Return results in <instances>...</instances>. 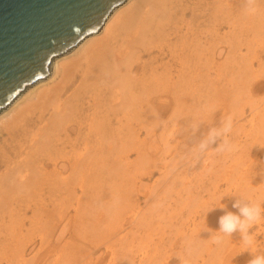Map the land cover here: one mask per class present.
<instances>
[{
    "label": "bare ground",
    "instance_id": "bare-ground-1",
    "mask_svg": "<svg viewBox=\"0 0 264 264\" xmlns=\"http://www.w3.org/2000/svg\"><path fill=\"white\" fill-rule=\"evenodd\" d=\"M263 26L264 0H126L112 12V14L98 33L90 35L89 37L82 40L77 46L69 50L67 53L53 60L49 76L26 88L24 92L21 93L13 102H11V104L7 108L0 112V140L5 137L0 144V264H72L70 259H74L75 261H77V256L74 258L72 256L73 253L66 255L60 254V250L61 253L64 251V247H60L61 244L58 245L60 240L63 237L65 238L64 240L68 239V237L70 238V240H74L75 238H82L83 240L84 237L90 239V235H95L94 238H96L100 233H102V230L103 235H101L103 236V239L105 238L106 240L104 241V244L108 245V250L109 252H112V257L116 258V256H121V258L119 257V259L117 260V263L119 264L120 260V264H135L134 256L132 257V253H134V246H132V243L128 239L130 234L127 237L117 238L118 243L116 242V240H114L116 236L122 235V230L124 229L125 221L127 220L126 216L132 219V224L136 222V227H146L144 232H146L145 236L148 238L147 242L149 243L143 246V248L139 247L137 249V252L139 251L143 254V264H188L183 260L182 254L184 253L192 258V260L201 258L204 263L207 262L204 259L205 255L209 256L210 254H212L210 255L211 258L208 259L213 263V256L217 254V251L218 254L222 253V255H226V249L231 250V259H229V264L241 263L242 260L239 263L236 262L237 258L239 260V255L237 256L238 248L237 246H234L235 241H230L231 237L226 236V241L228 240L229 244L228 246H226L227 244L225 243V240L224 243L226 245L223 243V235H220L222 237V242L220 244L213 243V237H211V235H215L216 230H214V228L218 223V218H220V216H222L223 214L216 216L215 220L217 223L214 224V228L212 227L213 224L211 225L209 223L210 227L207 226L204 230L201 231V233L196 230L193 231V233L195 234L193 236L188 235V237H186L184 234H182L183 231H185L184 229L183 231H181V228L177 230L179 232L177 236L175 235L176 237H178L177 239L186 241V243L184 246H182V248H180L179 251H177V253H175L174 250L176 248L174 247L177 246L179 240L176 241L177 243H172V240H168V243H171L169 244L170 246L168 248L166 247L165 243L167 226L165 225L166 222L164 223L163 221L167 220V212L170 209L167 207L163 208L164 205L156 206V200L155 204H153V206H148L147 209H142L140 205L135 206L131 198L134 195L130 196V191L132 189V192H135L137 194L138 192H140L139 185L137 183L138 180L136 183L134 182L132 184L131 182L133 180L131 179V186H129L127 189L129 195L125 193L126 198L122 199V202L115 201V203H117L116 205L115 203H111L104 208V211L107 214L106 223H110V220L114 218V225L111 224L110 226H105L103 222L102 228V226L100 225L102 220L99 216L96 215V213L99 211L96 210L98 204H96L95 207L90 205L91 201H89V197L91 196H89V194L92 189L97 188L94 187L91 180H104L103 163H106L108 161H105L106 158L128 160L134 154H138L137 162H133V164H130L129 166H133L134 168L135 164H137L138 167L139 165H143L144 169H141V171L143 172L140 173V175L143 177L152 175V172L150 171L151 165L155 166L161 164V166L166 167V165H168L167 156H169L170 154L173 155V151L172 153H169L172 150L170 146L174 145L173 148L175 150L177 148V146H175L177 143L175 144L174 142L170 141V137L167 138L165 137V133H162L160 135V141L163 147L158 149V157L153 159L150 155V152L151 150L154 151L156 149V147L154 146L155 142L153 140L155 131L161 127L166 128L169 124L168 120L171 115L177 117L178 114H180V117H182L183 113L187 112H183L186 106L187 98H192L197 101V97L200 98L201 96H203L202 94L204 92V89L202 90V87L205 86L203 82H207L209 84H211L210 82L216 83V81L223 77V74L228 75L229 71L231 69L233 70L234 65H236H232L233 63L236 62L238 64L240 63V61L242 63L245 56L241 58L242 55L238 53L241 57L239 59L235 58V51L240 50L241 53V49L243 47H249V44H251L250 41H252L250 40V38H255L256 34L262 31ZM253 33H256L255 36H253ZM251 34H253L252 37H250ZM258 35L260 36L261 34ZM261 36L260 38L258 36L257 37L261 39ZM258 38L256 40H258ZM253 43H256V41L253 40ZM253 46L255 47V45ZM251 48H249V50ZM257 51L259 50L257 49ZM251 54H253V52ZM248 63H250V60L249 62H247V64ZM263 64L264 63H262V65ZM262 65L261 67L263 68ZM248 67H250V64ZM249 70L250 69H248L247 73L242 72V76L240 75L241 82H237V80L239 81L240 78H238L236 82L233 79L232 80L234 82H232V80H229L232 84L234 83L233 86L235 87V89L233 90H238L236 92L242 93L243 91L241 88L247 90L246 93L243 94L237 93V95L239 96L246 97L245 94H252V92L255 90L257 91L255 93L259 94L264 91V81L261 82V79H264V74H256L259 75L258 77L260 79L257 80L258 84L252 88V86L255 84L254 81H252V78H255V76L251 75L252 71L250 70L251 72H249ZM259 70L261 69L259 68ZM230 74L231 73H229V75ZM231 75L233 76V74ZM249 76L254 77L251 78ZM222 79L224 80L225 78ZM209 84H207V86ZM209 88L212 89L211 87ZM226 88L224 87V89ZM231 88L233 87H230V90ZM217 92L218 94H220L219 91ZM227 92L228 90L226 91V93ZM232 92L233 91L231 90L230 93ZM213 95L216 96L215 93H213ZM233 95L234 94L232 93V95H230L231 98H229L232 101H234V97H236V94L234 96ZM209 96L211 97V95ZM215 100H217V98H215ZM191 103H189L190 106ZM212 105L210 106L212 107ZM251 105L255 106L253 103ZM234 106L235 104L233 105V107ZM211 107L206 108L207 111H201L202 114L203 112L204 114H201V117L199 114V118H201V120H204L205 123H207V121L209 120V123H211L213 127V125L219 121L218 117H221V111L211 110ZM216 107H218L219 109L218 104L216 105ZM256 107L259 108L258 106ZM233 109H235V107ZM233 109L232 111L230 110L232 114L235 113V110L233 111ZM242 110L240 109L239 112H241ZM236 113H238V111H236ZM209 114L211 116H209ZM191 115L193 116L194 114ZM242 115L244 116L243 113ZM187 117L190 118L189 116ZM261 118L262 117H260V119ZM182 120H180V122ZM194 120L191 121L196 123V121ZM188 122L190 123V121ZM182 123L183 122L179 124ZM175 124L177 125L178 123ZM190 124L189 127H187L188 131L190 130V127H192L190 126ZM185 125H188V123ZM175 126L173 124V127ZM175 128L177 130V126ZM191 129H193V127ZM199 129H201V127ZM238 130L240 131L242 129H239V126H237L234 131L237 132ZM184 131L187 130L185 129ZM194 131L196 130L194 129ZM194 131L193 136H195ZM179 135L181 136L180 133ZM207 135L208 132L206 136ZM175 136H178V133ZM187 137L190 138L189 135ZM230 137L231 136H229V138ZM171 138H173V136ZM196 138L198 139V137ZM195 139L193 140L196 141ZM177 141L179 142V139ZM190 143L192 145L196 144H193L192 142ZM180 146L182 147V145ZM169 148L170 151L167 150ZM190 148L192 147H189L187 149ZM193 153L194 155H196L195 158H199L202 155H199V152L196 154L195 152ZM191 154L189 155L191 156ZM180 155L181 154H179V156ZM183 156H180L182 157L180 158V161L181 159H183L182 161H184ZM210 156L211 153L209 152V150H206L203 157H201L200 159L201 161L205 160V163L202 164L205 169L207 167V162L209 161ZM104 157L105 159H103ZM255 157L257 156H254V158ZM256 159H258V157ZM112 161L113 163H115L114 159ZM253 161L254 159L252 160V162ZM228 163L226 165H228ZM259 163L262 162L260 161L258 162V164ZM179 166L182 167V165ZM192 166L194 167V164H192ZM229 166H231L230 163ZM252 166H250L251 170L253 168ZM118 167H120V165ZM167 167V172L163 177V180L166 182L168 181L167 179L174 166L172 165V169L168 168L170 171L167 169ZM211 167L213 168L214 165L212 166L211 164ZM105 168L106 167H104V169ZM122 168L125 169L124 166ZM219 168L222 167L220 166ZM130 169L134 170L135 168ZM232 169L233 168H230V170ZM129 170L128 172H130ZM135 171L136 169L134 170V172ZM199 171L201 170L199 169ZM227 171L228 170H226V172ZM226 172H221V179L226 174ZM233 172L232 174H234ZM218 174L219 173H217L216 175ZM232 174H230V177ZM114 175H116L115 172ZM121 175H124V177L127 176L126 174ZM245 175L247 174H239L241 178ZM263 175L264 174H262V179L264 178ZM225 176L223 179L226 178ZM137 177V174H135L134 178ZM187 177L188 176H186V179ZM220 177L218 176L219 179ZM229 178L225 179V181L230 185V188L232 189V186H235L234 184L238 183V179L237 177H235L237 181H233V176L232 180L231 178ZM96 181L95 182L98 183L99 180ZM120 181L123 182L124 180ZM245 181L247 182V179ZM251 181L253 182V180ZM259 181L261 183V180H258L257 183ZM118 182L119 180L116 179L115 183ZM232 182H234V184H232ZM125 183L126 182H124V184ZM157 183L159 184L160 182L158 181ZM220 183L223 184L222 182ZM101 184L103 185L104 183ZM109 184L110 182L108 183V185ZM221 184H219V186ZM249 184L251 183H248V186ZM112 185L113 184H111V186ZM126 185L129 184L126 183ZM251 185L254 184L252 183ZM240 186L242 187L243 184ZM240 186L239 188H241ZM185 187L187 190V186ZM185 187L183 189H185ZM104 188L106 192V186ZM255 188L256 187L254 186L253 189ZM189 189H192L191 186ZM248 189L250 190V188ZM152 191H150V194L147 195V203L149 204L150 202H153L152 197L154 192ZM229 191L230 190H228V192ZM182 192H184V190ZM216 192H214V194H216ZM102 193H104V191ZM193 194L194 193H192V195ZM173 195L171 197H173ZM107 196H109V194ZM177 197L180 196L177 195ZM92 198L93 197H91V199ZM129 200L132 201L131 204ZM124 201L128 202L126 204L130 205L122 206ZM199 201L200 204L202 201ZM222 202L224 203V201ZM102 203L104 204L105 202ZM192 203H194V201ZM186 204L189 205V203ZM230 204L231 206L229 204L227 205H229V208H231L233 211L234 209L232 208V203ZM39 206H45V208L47 206H53V211L58 212V218L54 217L51 219L52 221H46L47 223H49V225L47 226L48 228L45 230V232L43 229V222L45 220V217L43 218L41 216L43 214V211H40L42 210V208L40 209ZM58 206L61 207L59 208ZM101 207V209L103 210V206ZM154 207L159 213V224L156 228H152L150 223L151 216L156 211L155 210L152 213V210L155 209ZM189 207L191 208V206ZM212 209L213 208H211L210 210L212 211ZM200 210L201 209H199V211ZM123 212H127L125 217H123L122 215ZM206 212L208 213V210H206ZM29 213H32L31 217L28 216ZM102 216H104V214ZM41 217L44 219L43 221L40 219ZM208 217H210V215ZM210 219L212 220V218ZM86 220L89 223H87ZM28 221L29 227H27ZM92 221L95 222L93 223ZM200 222L202 223L204 222V220ZM47 223L45 225H47ZM171 223L172 220L170 224ZM200 229H202V227ZM48 231H50L49 233H51L50 239L48 238V235H50L48 234ZM191 231L192 230H190V232ZM85 232L87 233L85 234ZM135 237H137L138 239L139 235ZM150 237L156 238L152 241ZM38 238L41 239L39 247H36L35 254L31 259H26L28 251H30L32 245L36 244ZM73 240L65 243L64 246L69 248ZM132 241H134V239ZM73 244L74 247H76L75 243ZM116 245L117 248H114ZM221 246L223 250H217ZM74 247H72L71 245V248L73 250H75ZM202 247H204V250H202L201 252L200 250ZM242 248L243 247H241V249ZM79 249L80 248H78V250ZM172 250L175 255L178 256L177 258L179 259V261L169 258L173 255L169 254L168 256H166L168 254V251ZM199 251L201 253H199ZM56 252H58V256L54 258L53 261L50 260L49 257L51 255H54V253ZM64 252L66 253V251ZM80 253L82 254V250ZM68 255H70V259L67 257ZM86 259L84 261L88 260ZM248 259H250V257H248ZM218 260L219 258H217V262H219ZM197 261L199 262V260ZM82 263L83 261L81 262V264Z\"/></svg>",
    "mask_w": 264,
    "mask_h": 264
},
{
    "label": "rangeland",
    "instance_id": "rangeland-1",
    "mask_svg": "<svg viewBox=\"0 0 264 264\" xmlns=\"http://www.w3.org/2000/svg\"><path fill=\"white\" fill-rule=\"evenodd\" d=\"M141 1V0H140ZM264 26H263V28H262V31H260V32H258L257 34H256V36H255V34L253 35V34H251V36L250 37H252V35L253 36H255V38L254 37H252V38H254V39H252V38H250V40H252V41H250V43L251 44H249V47H243L241 50V53H240V50L238 51V50H236L235 51V58H240L241 56H239V54L240 55H242V57L241 58H243V56H245L244 57V60H243V62L241 63V61H240V63H233L232 65H234V64H236V65H234V67H233V70H235V71H233L232 69L229 71V73H231V74H233V76L231 75V77H230V75H229V73H228V79H227V76L226 75H224L223 74V77L222 78H225L224 80L221 78V79H219L218 81H216V83L218 84H216L215 82L213 83V82H210L211 84H209V83H207V82H203L204 83V85L205 86H203L202 87V90L204 91L203 92V96H201L200 98L199 97H197V101L195 100V99H192V98H187V100H186V106H185V109H184V111L183 112H185V111H187V112H185L186 113V115H185V113H183V115H182V117H180L181 115L180 114H178V116L180 117H175V116H173V115H171L170 117H172V118H170L169 117V120H168V125H167V129L165 128V127H161V128H159L158 130H156L155 131V136H154V142H155V144H154V146L156 147V149L154 150V151H152L151 150V152H150V155H151V157L154 159V158H157L158 157V154H157V152H158V149H160V148H162L163 146L161 145L162 143H161V141H160V135L162 134V133H165V137H167V138H169L170 139V141H172V142H174L176 145L175 146H177V148L174 150V148H173V146L174 145H171L170 146V148L172 149L171 151H170V148L169 149H167L168 151H170L169 153H172V151H173V155H176V154H178V155H176V156H173L172 154H170L169 156H167V161H168V165H166V167H167V169L169 168H173L172 167V165L174 166V168L171 170V172H170V174H169V177H168V181L166 182V181H164L163 180V177L165 176V173L167 172L166 171V167H164V166H161V164L160 165H155V166H152L151 165V168H150V171L152 172V175H150V176H146V177H143V176H141L140 175V173L141 172H143V171H141V169L143 168L144 169V166L143 165H139V167L137 166V164H135L134 165V168L136 169V171L134 172V168H133V166H129L130 164H133V162L135 163V162H137V158H138V154H134L131 158H129L128 160H121V159H116V158H106V160L105 161H107L105 164L103 163V172H104V180H102V179H94V181L93 180H91L93 183V185H94V187H97L96 189L94 188V189H92V191L90 192V194H89V196H91V197H93L92 199H91V197H89L90 198V200H89V198H88V200L89 201H91L90 202V205L91 206H96V204H98L97 205V207H96V210H99L97 213H96V215L97 216H99L100 217V219L102 220V222H101V224L100 223H98V224H100L101 226H102V228H103V222H104V225L105 226H110L111 224H113L114 225V218L112 219V220H110V223H106L107 222V214L105 213V211H104V208L105 207H107L108 205H110L111 203L113 204V203H115V201H118V202H122L121 200L122 199H125L126 198V195H125V193H127L128 195H129V193L127 192V189H128V187L129 186H131V183L133 184L134 182L136 183L137 182V180H138V185H139V191L140 192H138V194L137 193H135V192H132V189H131V191H130V196H132V195H134V196H132L131 198H132V200H133V203H134V205L135 206H141V208L142 209H147L148 208V206H153V204H155V200L157 201V204H156V206H158V205H160V206H163V208H169L168 210V212H167V220L166 221H163L164 223H165V225L167 226V228H166V235H165V237H166V241H165V243H166V247L168 248L170 245L169 244H171V243H168L169 241L168 240H172V243H177L176 241L177 240H179V239H177L178 237H176L178 234H179V232L177 231V230H179L180 228H181V231H183V229L185 230V231H183V233L182 234H184L186 237H188V235L190 236H193V235H195L194 233H193V231H199V233H201V231L202 230H204L207 226L208 227H210L209 226V223L212 225V227L214 228L215 226H214V224H216L217 222H216V220H215V218H216V216L217 215H222V214H224V210L223 209H221V208H219L220 206L222 207V206H226V208L229 210V209H231V208H229L230 206H231V204L230 203H233L234 202V200L236 199V198H240V197H245V198H251L254 202H259V203H261V205H262V207H264V184H263V180H264V178L262 179V174H264V91L262 92V93H255V92H257L256 90L255 91H253L252 92V94L250 93V94H245V96L246 97H244V96H239V95H237V93L238 94H243V93H246V91L247 90H244V88H241L242 89V93H240V92H236V91H238V90H233V89H235V87L233 86V84L231 83V81H229V80H234L235 82H236V80L238 79V78H240L239 79V81L237 80V82H241V77H240V75L242 76V74L244 73V72H248V69H250L251 71H252V73H251V75H254L255 76V78H252V77H254V76H249V77H251L252 78V81H254V85L252 86V88L253 87H255V85H257L258 84V79H260L258 76L259 75H256L257 73H263L264 74V64L262 65V63H264ZM261 32H263V33H261ZM258 34H261L260 36H261V39H259L260 38V36L258 35ZM259 38H258V37ZM258 38V40H256ZM253 40H255L256 41V43H253ZM260 40H261V43H260ZM262 41H263V45H262ZM253 45H255V47L253 46ZM262 45V46H261ZM251 47H253L254 49H256V50H254L253 48H251ZM262 47H263V49H262ZM249 48H251L250 50H249ZM257 49L259 50V51H257ZM253 50V51H252ZM261 50V51H260ZM248 51V52H247ZM252 53L253 52V54H251L250 52ZM242 52H243V54H242ZM238 55H237V54ZM248 53V54H247ZM250 53V54H249ZM258 53H259V55H258ZM247 55V57H246V55ZM259 57H258V56ZM237 56V57H236ZM239 56V57H238ZM251 58H250V57ZM253 56V57H252ZM262 56V57H261ZM249 57V58H248ZM257 57V58H256ZM245 58H246V60H245ZM259 58V59H258ZM262 58V59H261ZM248 59V60H247ZM261 59V60H260ZM249 60H250V63H248L247 64V62H249ZM253 60H255V61H253ZM246 61V62H245ZM261 61H263V62H261ZM253 62V63H252ZM261 63V64H260ZM245 64V65H244ZM247 64V65H246ZM249 64H250V67H248L249 66ZM258 64H259V67H258ZM241 65H244V66H241ZM261 65L263 66V68L261 67ZM245 67V68H244ZM248 69H247V68ZM252 67V68H251ZM234 68H236V69H234ZM257 68V69H256ZM259 68L261 69V70H259ZM241 69V70H240ZM245 70V71H244ZM247 70V71H246ZM249 70V72H251ZM241 71V72H240ZM243 72V73H242ZM241 73V74H240ZM249 75H250V73H249ZM262 75V74H261ZM225 76V77H224ZM230 77V78H229ZM233 77V78H232ZM256 77H257V79H256ZM51 79V78H50ZM254 79V80H253ZM232 80V82H234ZM262 80V81H261ZM260 81L261 82H263L264 81V79H261ZM209 82V81H208ZM225 82V83H224ZM226 82H228V83H226ZM257 82V83H256ZM264 83V82H263ZM262 83V84H263ZM207 84H209L208 86H207ZM214 84V85H213ZM231 84V85H230ZM215 86V87H213V86ZM222 85V86H221ZM226 85V86H225ZM229 85V86H228ZM220 86H221V88H220ZM229 88H228V87ZM206 87V88H205ZM208 87V88H207ZM209 87H211L212 89H210ZM224 87L228 90V92L226 93V89H224ZM230 87H233V88H231V90L233 91L232 93L237 97H234L235 98V102L234 101H232L231 99H229V98H231V96L230 95H232V93H230L231 92V90H230ZM206 89V90H205ZM220 89V90H219ZM226 90V91H225ZM240 90V89H239ZM210 93H209V92ZM214 91V92H213ZM217 91H219L220 92V94H218V92ZM221 91H223V92H221ZM235 91V92H234ZM245 91V92H244ZM225 92V93H224ZM205 93H208V94H205ZM213 93H215L216 94V96L215 95H213ZM230 94V95H229ZM263 96H262V95ZM209 95H211V97L209 96ZM213 95V96H212ZM233 95V96H234ZM259 95V96H258ZM249 96V97H248ZM217 98V100H215V98ZM252 97H254V98H252ZM212 98V99H211ZM200 101H199V100ZM214 99V100H213ZM193 101H195V102H193ZM201 102V103H199V102ZM195 103V104H192V103ZM187 103H188V105H187ZM189 103H191V106L189 105ZM206 103V104H205ZM214 103V104H213ZM232 103V104H231ZM235 104V109H233L234 107H233V105ZM254 104L255 106H252L251 104ZM196 104H197V106H196ZM203 104V105H202ZM214 106H213V105ZM219 105V109H218V107H216V105ZM232 105V107H231V105ZM210 105H212V107L210 106ZM189 106V107H188ZM200 106H201V108H200ZM243 106H244V108H243ZM256 106H258L259 108H257ZM197 107V108H196ZM199 107V108H198ZM209 107H211L212 109L211 110H214V111H221L220 113H221V117H218L219 118V121L216 123V124H214L213 125V127H212V125H211V123H209V120L207 121V123H205L204 122V120H201V118H199V114H200V117L204 114V112H203V114H202V112L201 111H207L206 110V108H209ZM241 107V108H240ZM187 108V109H186ZM217 108V109H216ZM231 108V109H230ZM195 109H197V110H195ZM200 109V110H199ZM216 109V110H215ZM232 109H233V111L235 112V113H231V111H232ZM239 109V110H238ZM240 109L242 110V109H244V110H242L241 112H239L240 111ZM189 110V111H188ZM192 110H194V111H192ZM199 110V111H198ZM231 110V111H230ZM198 111V112H197ZM213 111V112H214ZM236 111H238V113L242 116H240L238 113H236ZM192 112V113H191ZM195 112H197V113H195ZM200 112V113H199ZM231 114H230V113ZM190 113V114H189ZM219 113V114H220ZM242 113L244 114V116L242 115ZM189 114V115H188ZM191 114H194L193 116L191 115ZM202 114V115H201ZM230 114V115H229ZM236 116H235V115ZM256 116H255V115ZM213 115H215V114H213ZM216 115H217V113H216ZM232 115V116H231ZM184 116V117H183ZM187 116H189L190 118H188ZM195 119H193L192 117ZM196 116H198V117H196ZM209 116H211L210 114H209ZM234 116V117H233ZM186 117V118H185ZM196 117V118H195ZM232 117V118H231ZM236 117V118H235ZM260 117H262L261 119H260ZM192 118V119H191ZM200 119V120H198V119ZM208 118V117H207ZM228 118H231V132L228 134V141H229V143H230V145H232L231 146V151H218L217 149H218V147H219V145H221L222 143H223V137H221V140H220V138L219 139H217L216 140V143H214V144H211L210 146H209V148L207 149V150H209V152L211 153V156H210V158H209V161L208 160H206V161H208L207 162V167H206V169H205V167L202 165V164H204L205 163V160H203V161H201L200 159H201V157H203V155H204V153L206 152V151H204V152H202L201 153V151H199V148H198V146H199V143H201L205 138H207L208 137V135L206 136V134H207V132H208V134H209V132H210V130L211 129H220V128H222L223 127V125H224V123L226 122V121H228L229 119ZM179 119V120H178ZM184 121H183V120ZM187 121H186V120ZM189 119H191L192 121L194 120V121H196V123H194V122H192L191 120H189ZM197 119V120H196ZM180 120H182L181 122H183L182 124H179V123H181L180 122ZM254 120V121H253ZM172 121V122H171ZM173 121H176V122H173ZM188 121H190V123L191 124H193V125H191ZM200 121H201V123H200ZM186 122V123H185ZM198 122V123H197ZM174 124V126L176 125L175 123H178L176 126H177V130H176V126L175 127H173V124ZM188 123V125H185V124H187ZM205 123V124H204ZM172 124V125H171ZM189 124H190V126H192L193 127V129H191L192 127H190V130L188 131V128L187 127H189ZM198 124H201V125H198ZM204 124V125H203ZM182 125V126H181ZM171 126V127H170ZM178 126H180V127H178ZM184 126V127H183ZM201 127V129H199L200 127ZM203 126V127H202ZM237 126H239V129H242V130H238L237 132H235L234 131V129H236V127ZM171 129H170V128ZM182 127V128H181ZM241 127V128H240ZM263 129H262V128ZM170 130H169V129ZM179 128V129H178ZM180 128H181V130H180ZM187 130V131H184L185 129ZM197 128V129H196ZM184 129V130H183ZM194 129L196 130V131H194ZM199 129V130H198ZM164 130V131H163ZM172 130V131H171ZM176 130V131H175ZM263 130V131H262ZM179 131H181V132H179ZM193 131L195 132V136H193ZM242 131V132H241ZM185 132H187V133H185ZM203 132V133H202ZM206 132V133H205ZM242 134H241V133ZM168 133V134H167ZM177 133H178V136H175V135H177ZM179 133L181 134V136L179 135ZM190 133V134H189ZM205 133V134H204ZM170 134V135H169ZM171 134H173V135H171ZM183 134H184V136H183ZM235 134V135H234ZM240 134V135H239ZM169 135V136H168ZM185 135H189L190 136V138H188L187 136H185ZM205 137H204V136ZM173 136V138H171ZM183 136V137H182ZM191 136H193V137H191ZM202 136V137H201ZM229 136H231L230 138H229ZM179 137V138H178ZM187 137V138H186ZM196 137H198V139L196 138ZM241 137V138H240ZM5 138V137H4ZM3 138V139H4ZM196 138V139H195ZM233 138V139H232ZM3 139H1L0 140V144H1V142L3 141ZM175 139V140H174ZM179 139V142L177 141V140ZM188 139H192L191 141L190 140H188ZM193 139H195L196 141H194ZM199 140V141H198ZM202 140V141H201ZM220 140V141H219ZM181 141V142H180ZM183 141V142H182ZM194 141V142H193ZM189 144H188V143ZM190 142H192L193 144L194 143H196V144H194V145H192ZM198 143V144H197ZM185 144V145H184ZM180 145H182V147L180 146ZM196 145V146H195ZM187 147V148H189V147H192V148H190V149H187V148H185V147ZM189 146V147H188ZM238 147V148H236V147ZM183 147H184V149H183ZM235 147V148H234ZM183 150H182V149ZM197 148H198V150H197ZM262 148V149H261ZM181 149V150H180ZM194 151H193V150ZM177 150H178V152H177ZM190 150H192L193 152H195V154L196 153H198L199 152V155L200 154H202L199 158H195L196 157V155H194V153L192 152V151H190ZM196 150V151H195ZM184 151V152H183ZM262 151V152H261ZM174 152H175V154H174ZM187 152H189V153H187ZM191 152H192V154H191ZM216 152V153H215ZM258 152V153H257ZM187 153V154H186ZM255 153H256V155H255ZM179 154H181L180 156H183V158H184V161H185V163H184V161H182L183 159H181V161H180V158H182V157H180L179 156ZM189 154H191V156L189 155ZM221 154V155H220ZM228 154V155H227ZM254 154V155H253ZM172 155V156H171ZM190 157H189V156ZM161 156V155H160ZM178 156V157H177ZM230 156V157H229ZM254 156H257L258 157V159H256L257 157H255L254 158ZM175 157V158H174ZM178 159H177V158ZM222 157V158H221ZM229 157V158H228ZM251 157H252V159H251ZM223 158H225V159H223ZM103 159H105V157L103 158ZM114 159V162L115 163H113V160ZM186 159V160H185ZM190 159H191V161H190ZM254 159V161L252 162V160ZM256 159V160H255ZM259 159H260V161L263 163H259L258 164V162H260L259 161ZM120 160V161H119ZM193 160H194V162H193ZM211 160V161H210ZM218 160V161H217ZM225 162H224V161ZM229 160V161H228ZM249 160H251V161H249ZM119 163H118V162ZM195 161H197V162H195ZM215 161V162H214ZM216 161H217V164H216ZM109 162H110V164H109ZM126 162H128V163H126ZM193 162V163H192ZM221 162V163H220ZM230 163V165L231 166H229V163ZM112 163H113V166H112ZM179 163H181V164H179ZM184 163V164H183ZM215 163V164H214ZM223 163V164H222ZM228 163V165H226ZM253 163V164H252ZM255 163V164H254ZM115 164V165H114ZM121 164H122V166H121ZM126 164V165H125ZM172 164V165H171ZM178 164V165H177ZM192 164H194V167L192 166ZM211 164H212V166L214 165V170H213V168L211 167ZM253 166H252V165ZM120 165V167H118ZM162 165H163V163H162ZM170 165H171V167H170ZM179 165H182V167L181 166H179ZM256 165V166H255ZM260 165V166H259ZM124 166V168L125 169H123L122 167ZM126 166V167H125ZM128 166H129V168H128ZM136 166V167H135ZM159 166V167H158ZM176 166H177V168H176ZM186 166H189V167H186ZM203 166V167H202ZM222 167V168H219V167ZM223 166H225V167H223ZM229 168H228V167ZM250 166H252L253 168H252V170H251V167ZM259 166V167H258ZM104 167H106L105 169H104ZM117 167H118V169H117ZM138 167V168H137ZM158 167V168H157ZM202 167V168H201ZM256 167V168H255ZM258 167V168H257ZM130 168H132V169H134V170H131ZM164 168V169H163ZM225 168H226V170H228L227 172H226V170H225ZM228 168V169H227ZM230 168H233L232 170H230ZM130 169V170H129ZM154 169V170H153ZM168 169V170H169ZM175 169H178V170H175ZM199 169L201 170V171H199ZM211 169V170H210ZM221 169V170H220ZM224 169V170H223ZM256 169V170H255ZM128 170L130 171V172H128ZM183 170V171H182ZM197 170V171H196ZM205 170V171H204ZM210 170V171H209ZM218 170V171H217ZM230 170V171H229ZM250 170H251V172H250ZM255 170V171H254ZM120 171V172H119ZM127 171V172H126ZM134 173H132V172ZM165 171V172H164ZM170 171V170H169ZM209 171V172H208ZM214 173H213V172ZM216 171V172H215ZM234 171V172H233ZM114 172H115V174L116 175H114ZM137 172V173H136ZM163 172H164V174H163ZM191 172H192V174H191ZM208 172V173H207ZM221 172H226V178L225 179H227V178H229L230 177V174H232V172L234 173V174H232L231 175V180H232V176H233V181H237V179H238V183H236L237 184V186H236V184H234V182H232V184H234L235 186H232L233 188L231 189L230 188V185L225 181V179H223L224 178V176L222 177V179H223V181H222V179H221V177H220V174H221ZM229 172H230V174H229ZM255 172V173H254ZM106 173V174H105ZM131 173V174H130ZM139 173V174H138ZM207 173V174H206ZM217 173H219L218 175H216ZM229 175H228V174ZM247 174V175H245V176H243L242 178H241V176H239V174L240 175H244V174ZM253 173V174H252ZM121 174H126L125 176L126 177H124V175L122 176ZM133 174V175H132ZM135 174H137V178H134V175ZM185 174V175H184ZM115 176V178L117 179V180H119V184L118 183H115L116 182V179L114 178V176ZM133 177H132V176ZM184 175V176H183ZM196 175V176H195ZM200 177H199V176ZM259 175H261V176H259ZM106 176V177H105ZM117 176V177H116ZM119 176H120V178H119ZM122 176V177H121ZM184 177V179H183V177ZM186 176H188L187 177V179H186ZM208 178H207V177ZM216 176V177H215ZM218 176L220 177V179L218 178ZM237 177V179H235V177ZM199 177V178H198ZM202 177V178H201ZM206 177V178H205ZM259 177V178H258ZM263 177H264V175H263ZM192 178H193V180H192ZM195 178V179H194ZM229 178V179H230ZM258 178V179H257ZM261 178V179H260ZM111 179H112V181H111ZM114 179V180H113ZM133 181H132V180ZM203 179V180H202ZM241 179V180H240ZM247 179V182L245 181ZM255 179H256V181H255ZM96 180H101L100 181V183H99V181H98V183H96L97 181ZM107 180V181H106ZM109 180V181H108ZM120 180H124L123 182L122 181H120ZM129 180V181H128ZM156 180H158L160 183H161V185H160V183L158 184L157 182L158 181H156ZM251 180H253V182L251 181ZM258 180H261V183H260V181L257 183V181ZM96 181V182H95ZM105 181V182H104ZM113 181H115V182H113ZM130 181H132L131 183H130ZM156 181V182H155ZM166 182V183H164V182ZM206 181V182H205ZM239 181H240V184H239ZM245 183H244V182ZM251 181V182H250ZM110 182V184L108 185V183ZM113 182V183H112ZM124 182H126L127 184H129V185H126V183L124 184ZM163 182V183H162ZM185 182H186V184H185ZM220 182H222L223 184H221ZM96 183V184H95ZM101 183H104L103 185L101 184ZM225 183V184H224ZM248 183H253L254 185H251V184H249V186H248ZM256 183V184H255ZM98 184V185H97ZM106 184V185H105ZM111 184H113L112 186H111ZM115 184H116V186H115ZM164 184V185H163ZM185 184V185H184ZM188 184V185H187ZM219 184H221L220 186H219ZM227 184V185H226ZM243 184V186L241 187L240 185H242ZM245 184H247V185H245ZM258 184V185H257ZM261 184V185H260ZM102 185V186H101ZM106 186V192H105V186ZM160 185V186H159ZM163 185V186H162ZM195 185V186H194ZM254 188V186L256 187L255 189H253L251 186ZM101 188H100V187ZM121 186H124V187H121ZM181 186V187H180ZM185 186H187V190H186V187ZM189 186V187H188ZM190 186H191V188L192 189H189L190 188ZM194 186V187H193ZM213 186V187H212ZM239 186L241 187V188H239ZM244 186H246V187H244ZM258 186V187H257ZM261 186H263V187H261ZM102 187H103V189H102ZM121 187V188H120ZM166 187V188H165ZM169 187H170V189H169ZM177 187V188H176ZM185 187V189H183ZM216 187V188H215ZM250 188V190L248 189V188ZM261 187V188H260ZM110 188V189H109ZM175 188V189H174ZM180 188H182V189H180ZM205 188H208V189H205ZM258 188V189H257ZM109 189V190H108ZM119 189H122V190H119ZM151 189V190H150ZM154 189H155V191H154ZM166 189V190H165ZM177 189V190H176ZM199 189V190H198ZM205 189V190H204ZM211 189V190H210ZM214 189H215V191H214ZM225 189V190H224ZM240 189V190H239ZM97 190V191H96ZM126 190V191H125ZM153 190V191H152ZM168 190V191H167ZM174 190H176V191H174ZM184 190V192H182ZM186 190V191H185ZM189 190H190V192H189ZM218 190V191H217ZM227 190V191H226ZM228 190H230L229 192H228ZM104 191V193H102ZM110 191V192H109ZM114 191V192H113ZM115 191H117V192H115ZM150 191H152V192H154V194H153V197H152V200H153V202H150V204L149 203H147V195L148 194H150L149 192ZM170 191V192H169ZM191 191H193V192H191ZM207 191H209V192H207ZM217 191V192H216ZM100 192V193H99ZM157 192V193H156ZM172 192V193H171ZM176 192V193H175ZM182 192V193H181ZM211 192V193H210ZM214 192H216V194H214ZM114 193H116V194H114ZM121 193V194H120ZM173 193H174V195H173ZM189 193V194H188ZM192 193H194L193 195H192ZM196 193V194H195ZM226 193V194H225ZM229 193V194H228ZM94 194H95V196H94ZM109 194V196H107ZM123 194V195H122ZM163 194V195H162ZM198 194V195H197ZM201 194V195H200ZM219 194V195H218ZM224 194V195H223ZM227 194H228V196H227ZM232 194V195H231ZM119 195V196H118ZM146 195V196H145ZM173 195V197H171ZM177 195L178 196H180V197H177ZM195 195H196V197H195ZM223 195V196H222ZM230 195V196H229ZM115 196H116V198H115ZM166 196V197H165ZM206 196V197H205ZM217 196V197H216ZM225 196V197H224ZM235 198H234V197ZM95 197H96V199H95ZM122 197H124V198H122ZM162 197V198H161ZM176 197V198H175ZM188 199H187V198ZM199 197V198H198ZM204 199V201H203V199ZM105 198V199H104ZM120 198V199H119ZM180 198V199H179ZM196 198V199H195ZM184 199V200H183ZM192 199V200H191ZM160 200V201H159ZM179 200V201H178ZM199 200H201L202 202L199 204ZM207 200H208V202H207ZM210 200V201H209ZM233 200V201H232ZM96 201V202H95ZM108 201V202H107ZM182 201V202H181ZM185 201V202H184ZM194 201V203H192ZM222 201H224V203L222 202ZM94 202V203H93ZM102 202H105L104 204L102 203ZM129 202H130V204H131V200H129ZM179 202V203H178ZM184 202V203H183ZM91 203H93V204H91ZM126 203H128V202H126V201H124V203H123V205L122 204H120V205H122V206H129L130 204H126ZM166 203V204H165ZM186 203H189V205L188 204H186ZM197 203V204H196ZM203 203V204H202ZM215 203V204H214ZM88 204V203H87ZM107 204V205H106ZM117 203H115V205H116ZM137 204V205H136ZM192 204V205H191ZM207 204H208V206H207ZM218 204V205H217ZM227 204H229V205H227ZM90 205H87V206H90ZM197 205V206H196ZM198 205H200V206H198ZM209 205H210V207L211 208H216V209H214V210H210L211 208L209 207ZM101 206H103V210L101 209L102 207ZM118 206V205H117ZM144 206H146V207H144ZM189 206H191V208L189 207ZM203 206V207H202ZM217 206V207H216ZM40 207V209L42 208V210H40V211H43V214L41 215L43 218L45 217V220L41 217L40 219L43 221L44 220V222H43V225H44V227H43V229H44V232H45V230L48 228L47 226L49 225V223H47L46 221H52L51 219L52 218H58V212H56V211H53V206H47L46 208H45V206H39ZM59 208L61 207V206H58ZM57 207V208H58ZM178 207H179V209H178ZM184 207H185V209H184ZM49 208V209H48ZM56 208V209H57ZM97 208H99V209H97ZM126 208V207H125ZM155 208V207H154ZM190 210H188V209ZM210 208V209H209ZM219 208V209H218ZM100 209H101V211H100ZM199 209H201L200 211H199ZM218 209V210H217ZM46 210V211H45ZM52 210V211H51ZM156 210V211H155ZM175 210H177V211H175ZM193 210V211H192ZM206 210H208V213L206 212ZM216 210V211H215ZM222 212H221V211ZM49 211H51V212H49ZM103 211V212H102ZM155 211V213L151 216V219H150V223H151V226H152V228H156L157 226H158V224H159V213H158V211H157V209L155 208V209H153L152 210V213ZM196 211V212H195ZM205 211V212H204ZM229 211H232V209L231 210H229ZM233 211H235V210H233ZM45 212V213H44ZM54 212V213H53ZM188 212V213H187ZM190 212V213H189ZM193 212H195V213H193ZM219 212V213H218ZM49 213V214H48ZM126 213L127 212H123L122 213V215H123V217H125L126 216ZM151 213V214H152ZM175 213V214H174ZM221 213V214H220ZM55 214V215H54ZM104 214V216H102ZM173 214V215H172ZM181 214H183V215H181ZM207 214V215H206ZM45 215V216H44ZM53 217H52V216ZM128 215V214H127ZM180 215V216H179ZM210 215V217H208ZM213 215V216H212ZM28 216H32V213H29L28 214ZM27 216V217H28ZM50 216V217H49ZM188 216V217H187ZM190 216V217H189ZM105 217V218H104ZM196 217H197V219H196ZM29 218V217H28ZM46 218H49V219H46ZM88 218V217H87ZM86 218V219H87ZM126 218H127V220L125 221V227H124V229L122 230V235L121 236H116L115 238H114V240H116V242L118 243V239L117 238H122V237H127L129 234H130V236H129V241L132 243V246H134L133 248H134V253H132V257L134 256V261H135V264H143V254L141 253V252H137V249L139 248V247H142L143 248V246H145V245H147L149 242H147L148 240V238L145 236V234H146V232H144V230L146 229V227L145 228H142L143 226H139V227H136V222H134L133 224H132V219H130L128 216H126ZM192 218V219H191ZM210 218H212V220L210 219ZM214 218V219H213ZM30 219V218H29ZM191 219V220H190ZM219 219V218H218ZM217 219V220H218ZM88 220V219H87ZM87 220H86V222H87ZM105 220V221H104ZM171 220H172V223L170 224V222H171ZM175 222H174V221ZM204 220V222H200V221H203ZM208 220V221H207ZM215 220V221H214ZM96 221H97V219H96ZM180 221V222H179ZM193 221H194V223H193ZM215 223H214V222ZM219 221V220H218ZM93 222V221H92ZM95 222V221H94ZM93 222V223H94ZM213 222V223H212ZM28 223V225H27V227H29V221L27 222ZM47 223V225H45ZM87 223H89V222H87ZM186 223H187V225H186ZM201 225H200V224ZM191 224V225H190ZM261 224V225H260ZM116 225V224H115ZM168 225H170V226H168ZM117 226V225H116ZM150 226V227H151ZM177 226V227H176ZM188 226V227H187ZM200 226V227H199ZM204 226V227H203ZM88 227H90V226H88ZM100 227V226H99ZM168 227H170V228H168ZM172 227V228H171ZM202 227V229H200ZM138 228V229H137ZM140 228V229H139ZM193 228V229H192ZM218 228H219V224L217 223L216 224V227L214 228V230H216L215 232V235H211V237H213V243H215L214 242V238L216 237V236H222L223 234L222 233H218L217 232V230H218ZM42 229V228H41ZM173 229V230H172ZM188 229H190V230H192L191 232H190V230H188ZM260 229V230H259ZM176 231H177V234H176ZM188 231H189V233H188ZM47 232V231H46ZM50 231H48V234H50V235H48V238L50 239V236H51V233H49ZM134 232H135V234H134ZM212 232V231H211ZM87 232H85V234H86ZM193 233V234H192ZM252 233H253V235H254V239H255V245H254V247L251 249V251L252 252H257V253H264V220L263 221H261V222H259V224L257 225H254L253 226V228H252ZM103 230H102V233H100L96 238H94L95 237V235H90V239H87L86 237H84L83 238V240H82V238H75L74 240H73V242H71V245H72V247H74V244L73 243H75V246L76 247H74L75 248V250H73L72 248H71V245H70V247L68 248V247H65L64 246V244L65 243H67V242H70V241H72V240H70V238L68 237V239H66V240H64L65 238L63 237L61 240H60V242L58 243V245L59 244H61L60 245V247H64V251H66V253L63 251L62 253H61V250L59 251L60 252V254H64V255H66V254H71V253H73L72 254V256L75 258L76 256H77V261H75L74 259H70V255H68L67 257L70 259V261H71V263L72 264H81V262L83 261V263L82 264H84L85 262V264H89V262H90V264H118L117 263V260L119 259V257L121 258V256H116V258L115 257H112V252H109V250H108V245L107 244H104L105 242L104 241H106L105 240V238L103 239ZM169 234V235H168ZM172 234H173V236H175V237H173L172 236ZM256 234V235H255ZM137 235H139V237H138V239H137V237H135V236H137ZM93 238H92V237ZM141 236V237H140ZM224 237V239H223V243H224V240H225V243L227 244H225L226 246H228L229 244H228V240L226 241V236H223ZM235 237V238H234ZM47 238V237H46ZM100 238V239H99ZM145 238V239H144ZM151 238V240L153 241V239H155L156 237H150ZM168 238H170V239H168ZM175 238H176V240H175ZM84 239H85V241H84ZM96 239V240H95ZM134 239V241H132ZM144 239V240H143ZM232 239V240H231ZM231 239H230V241H235L234 242V246H237V248H238V251H237V256L239 257V260H238V258H237V261L236 262H240L241 260V263H239V264H248V262H249V260L251 259V257H252V253L251 252H249V251H246V249H245V246L243 245V243H242V241L240 240V236H239V234L237 233V234H234L233 236H231ZM40 238H38L37 239V241H36V244H34V245H32V248H30V251H28V253H27V256H26V259L28 258V260L29 259H31L32 258V256L35 254V249H36V247H39V244H40ZM88 242H87V241ZM101 240V241H100ZM91 241V242H90ZM97 241V242H96ZM96 242V243H95ZM103 242V243H102ZM180 242V243H179ZM77 243V244H76ZM94 243V244H93ZM98 243V244H97ZM135 243V244H134ZM185 243H186V241H183V240H179L178 241V243H177V246L176 247H174V248H176L175 250H174V252L175 253H177V251H179L180 250V248H182V246H184L185 245ZM138 244V245H137ZM139 244H140V246H139ZM182 244V245H181ZM78 245V246H77ZM181 245V246H180ZM180 246V247H179ZM62 247V248H63ZM239 247H240V249H239ZM241 247H243L242 249H241ZM76 248H77V250H76ZM78 248H80L79 250H78ZM87 248H88V250H87ZM114 248H117V245L114 247ZM179 248V249H178ZM243 249H245V250H243ZM81 250H82V254L80 253L81 252ZM92 251V252H90V251ZM166 250H168V249H166ZM202 250H204V247H202L201 248V252H202ZM217 250H223V248H222V246L219 248V249H217ZM257 250V251H256ZM84 251V252H83ZM199 251V253H201ZM242 251V252H241ZM259 251V252H258ZM75 252V253H74ZM173 252V250L172 251H168V254L166 255V256H168L169 254L170 255H173V256H170L169 258H171V259H176V261H179V259L177 258L178 256H176L175 255V253ZM58 252H56V253H54V255H51L49 258H50V260H52L53 261V259L54 258H56L57 256H58V254H57ZM85 253V254H84ZM228 253V254H227ZM77 254V255H76ZM83 254H84V256H83ZM88 254V255H87ZM247 254V255H246ZM75 255V256H74ZM79 255V256H78ZM90 255V256H89ZM178 255H180V254H178ZM183 255V256H182ZM181 256L183 257V260L186 262V263H188V264H206L207 262V264H213L214 262V264H229L228 262H230L229 261V259H231V250L230 249H226V255H222V253H219L218 254V251H217V254H215V256H213V263L212 262H210V260L208 259V258H211V256L210 255H212V254H210L209 256L208 255H205V260L207 261L206 263H204L203 262V260L201 259V258H198V259H193L192 260V258H190L189 256H187V254H182ZM245 255H246V257H245ZM82 256V257H81ZM86 256H87V259H86ZM89 256V257H88ZM217 256H219V257H217ZM224 256V257H223ZM226 256V257H225ZM241 256V257H240ZM111 257H112V259H111ZM137 257V258H136ZM219 258V262H217V258ZM222 257V258H221ZM248 257H250V259H248ZM63 258V257H62ZM140 258V259H139ZM188 258H190V259H188ZM87 260V261H84V260ZM225 259V260H224ZM246 259H248V260H246ZM63 260V259H62ZM113 260V261H112ZM114 260H116V261H114ZM193 262H192V261ZM197 260H199V262L197 261ZM209 260V261H208ZM80 261V262H79ZM111 261V262H110ZM141 261V262H140ZM88 262V263H87ZM190 262V263H189ZM195 262V263H194ZM203 262V263H202ZM60 263V262H59ZM121 262H120V260H119V264H120ZM237 264V263H236Z\"/></svg>",
    "mask_w": 264,
    "mask_h": 264
},
{
    "label": "water",
    "instance_id": "water-1",
    "mask_svg": "<svg viewBox=\"0 0 264 264\" xmlns=\"http://www.w3.org/2000/svg\"><path fill=\"white\" fill-rule=\"evenodd\" d=\"M126 0H0V112Z\"/></svg>",
    "mask_w": 264,
    "mask_h": 264
},
{
    "label": "clouds",
    "instance_id": "clouds-1",
    "mask_svg": "<svg viewBox=\"0 0 264 264\" xmlns=\"http://www.w3.org/2000/svg\"><path fill=\"white\" fill-rule=\"evenodd\" d=\"M230 132L231 119L229 118L222 128L210 130L208 137L199 144V151H206L211 144L216 143V140L221 137L224 138L223 143L219 145L217 150L231 151V145L227 139ZM219 208L224 210V214L219 218V228L217 232L228 237L238 233L246 251L252 253V258L249 260L248 264H264V253L251 251L255 245L252 228L254 225L264 220V207H262L261 203L254 202L251 198L240 197L236 198L232 203V208L235 211L227 210L226 206ZM214 242L220 244L222 242V237L219 235L216 236Z\"/></svg>",
    "mask_w": 264,
    "mask_h": 264
}]
</instances>
